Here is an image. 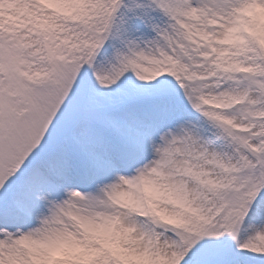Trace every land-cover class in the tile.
<instances>
[{"label": "snow or ice", "instance_id": "6c2138e0", "mask_svg": "<svg viewBox=\"0 0 264 264\" xmlns=\"http://www.w3.org/2000/svg\"><path fill=\"white\" fill-rule=\"evenodd\" d=\"M0 264H264V0H0Z\"/></svg>", "mask_w": 264, "mask_h": 264}]
</instances>
